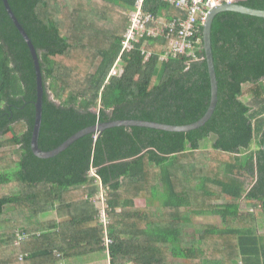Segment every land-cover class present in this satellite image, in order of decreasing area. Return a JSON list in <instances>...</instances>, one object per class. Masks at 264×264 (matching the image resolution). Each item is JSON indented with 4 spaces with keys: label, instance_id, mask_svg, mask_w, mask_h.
I'll return each instance as SVG.
<instances>
[{
    "label": "trees",
    "instance_id": "1",
    "mask_svg": "<svg viewBox=\"0 0 264 264\" xmlns=\"http://www.w3.org/2000/svg\"><path fill=\"white\" fill-rule=\"evenodd\" d=\"M136 1L8 0L40 56L43 150L99 123L183 126L207 113L212 92L202 28L196 34L200 60L181 55L162 61L168 39L147 33L124 50L123 32L132 20L124 10L132 11ZM239 3L264 10V0ZM143 9L168 21L187 15L165 0H145ZM212 46L219 103L205 126L187 133L115 127L40 158L31 147L34 60L0 0V149L12 151L0 150V264H59L71 257L69 249L82 234L87 253L103 251L107 257L105 227L96 210L69 212L70 199L98 191L91 169L109 195V264H175V253L191 264H264L256 215L258 209L264 215V19L218 14ZM114 67L118 74L110 73ZM211 136L216 137L213 153H199L200 143ZM87 185L92 186L84 189ZM149 191L161 205L136 208L135 200ZM223 195L228 201L219 203ZM243 199L255 210H243ZM53 209L58 218L71 220L40 224V215ZM193 215H219L224 224H203L195 236L184 237ZM124 230L136 232L126 239ZM74 231L73 243L59 244L64 233ZM17 233L30 237L15 244Z\"/></svg>",
    "mask_w": 264,
    "mask_h": 264
},
{
    "label": "water",
    "instance_id": "2",
    "mask_svg": "<svg viewBox=\"0 0 264 264\" xmlns=\"http://www.w3.org/2000/svg\"><path fill=\"white\" fill-rule=\"evenodd\" d=\"M4 7L6 9V13L16 29L18 30L19 34H21L22 38L24 39L25 43L27 44V47H29L34 64H35V70H36V81H37V100L35 102V123L33 128V134L31 138V147L35 155H37L40 158H51L59 153H61L63 150H65L69 145L76 142L80 138L90 135V134H98L101 135L106 130L115 128V127H145V128H151L166 132H177V133H187L190 131H194L199 129L202 126H205L213 117L218 103H219V84H218V77L215 67V60H214V53H213V46H212V27L215 20V17L223 12H236L241 13L253 17H259L264 19V10H258L253 9L250 7H247L243 4H240L239 2L234 3H227L221 6L216 7L215 9H212L205 24L202 26V47L205 49L207 63L209 67V74L211 79V103L209 106V109L205 116H203L201 119H199L197 122L189 124V125H183V126H174V125H168V124H162L157 122H149V121H142V120H118V121H110L106 123H99L95 126L87 127L83 130H80L79 132L75 133L71 137H69L66 141H63L61 144H59L54 149L45 151L40 147L39 144V138L41 133V127H42V121H43V104H44V84H43V73L41 69V61L39 53L29 36L27 32L23 29L21 24L18 22L17 18L15 17L14 13L12 12L8 0H2ZM262 151L264 153V143L262 146Z\"/></svg>",
    "mask_w": 264,
    "mask_h": 264
},
{
    "label": "built area",
    "instance_id": "3",
    "mask_svg": "<svg viewBox=\"0 0 264 264\" xmlns=\"http://www.w3.org/2000/svg\"><path fill=\"white\" fill-rule=\"evenodd\" d=\"M177 8L186 11V17L176 18L173 21H168L165 26H158L160 18L154 17L152 14H146L143 9L145 0H137L134 9L131 11V26L129 31L126 32V38L124 41V50L132 49L134 47V41H138L139 37H142L145 33L149 36L159 37L164 36L168 39V43L164 50L167 51L162 54V61L168 60L170 57H178L181 55L187 56L190 60H200L203 57L198 56V48L201 47V39L196 35L205 24L212 9L218 6L234 3L233 0H165ZM243 1V0H241ZM144 47V46H143ZM147 57L151 55V52L143 49ZM110 73L118 74L119 69L114 67ZM95 170L96 169H91ZM90 171V173H91ZM97 182L101 183L99 176L95 175ZM102 185V183H101ZM100 186V185H99ZM103 186V185H102ZM107 192V190L105 189ZM108 206L103 208L101 223L105 227L104 245L107 252V261L109 264V245L112 243V239L109 236L108 224L110 222L108 216ZM108 216V217H107ZM100 222V221H99ZM17 239L15 244H18L30 236L26 233H17ZM57 257H61V253L55 251Z\"/></svg>",
    "mask_w": 264,
    "mask_h": 264
},
{
    "label": "rangeland",
    "instance_id": "4",
    "mask_svg": "<svg viewBox=\"0 0 264 264\" xmlns=\"http://www.w3.org/2000/svg\"><path fill=\"white\" fill-rule=\"evenodd\" d=\"M235 2H239L241 0H233ZM119 7V6H118ZM126 12V15H130L129 17L131 18V11H128V10H124ZM131 21H129V24L131 25ZM168 22V19H162L160 18V21L158 22V26H165V23ZM130 25H128V27H130ZM128 32V30L124 31L123 32V36L125 35V33ZM157 45V44H156ZM159 46V45H157ZM146 47H148V45H146ZM149 48L150 45H149ZM152 49V48H151ZM162 54L164 52L167 51V48L166 50H162ZM250 87V85H249ZM245 89H247V86L245 87ZM50 97L51 99H54V96L52 94V92H50ZM247 100V99H246ZM248 104H250L251 107L255 108V105L253 104V101L250 100V102H247ZM11 137V134H6L4 135L1 139H4V138H9ZM216 140V137L215 136H211L210 138L206 139V140H203L201 143H200V150L198 151L199 153H203V152H207V153H213V144ZM257 148V145L254 143L252 146H251V150H254ZM1 151H7L9 153H11V147H5V148H1L0 149ZM202 156V155H201ZM96 171L95 170H92L91 173H90V177L93 178V177H96ZM154 178V177H153ZM248 185H251L252 184V179H248V182H247ZM92 185H94V187H98V191L90 196V192H87L85 193L84 195V198L83 197H80L78 199H70V201H68V203L72 202L73 204L72 205V208L69 209V212L72 213V212H82L84 211V208L89 206V209L93 208L94 211L96 210V218L97 220L100 221L101 223V217H102V211H103V208L108 206V199H109V195H108V191L106 192L105 191V188L101 185L100 182H97L95 181L94 183H92ZM92 185H87L84 187V189L86 188H89L91 187ZM100 185V186H99ZM83 189V188H82ZM228 199L227 198H221L219 200V203H224V202H227ZM218 202V200H217ZM249 201L247 200H242L241 201V207L243 210H253L254 207L252 206V203H247ZM88 203V205H87ZM161 202L159 201H153L151 200V194H150V191L143 194L141 197L137 198L135 200V205H136V208H143V207H157L160 204ZM57 207H59V204L57 205ZM78 207V209L76 210L75 208ZM7 209H12V207H9ZM73 209V210H72ZM108 209H109V206H108ZM255 210V209H254ZM120 211V210H119ZM108 216H109V219H110V215H109V212L107 213ZM256 215H257V226H258V232L259 234L261 235H264V222H263V219H264V215L258 210H256ZM107 216V217H108ZM56 218H57V221L58 220H61L60 221H56ZM71 220V216L70 215H67L65 217H62V218H58L57 217V211L56 209H53L51 211H48V212H44L40 215V224H51V223H54L55 221L57 223H63L64 221H70ZM203 224H211V225H218V226H223L224 224V221L222 222V218L218 215H193L192 217V224L189 226V227H186V230L184 232V237H191V236H195V230H198L199 228H201V226ZM194 229V230H193ZM132 236V234L130 235H122V237L126 238V239H129L130 237ZM175 264H191L187 259H184V257L180 256L179 253H175Z\"/></svg>",
    "mask_w": 264,
    "mask_h": 264
},
{
    "label": "crops",
    "instance_id": "5",
    "mask_svg": "<svg viewBox=\"0 0 264 264\" xmlns=\"http://www.w3.org/2000/svg\"><path fill=\"white\" fill-rule=\"evenodd\" d=\"M221 198L223 199V198H227V197L225 195H223ZM247 203H249V202H247ZM146 207H148V206H146ZM218 217H219V215H218ZM220 217L222 218V216H220ZM56 221H57V218H56ZM58 221L61 222V220H58ZM223 221L224 220L222 219V222ZM79 232L80 231H78V233ZM122 232H123L122 235H124V234L130 235V234H133L134 232H136V230H124ZM74 233H75V231L71 234H68V232H66V235L64 233L63 237L61 238L62 240H61V242H59V244L64 245L65 247H68L70 245V242H71L69 239L71 236H73ZM87 241L88 240L86 238H84V234H82L81 239L79 241H77L76 247H71V249H69V250H71L70 251L71 257L68 259H65V260L64 259L61 260L59 262V264H108L105 252H103V251L95 252V253H92V255H90V253H87V251L85 249L86 248L85 242H87ZM71 243H73V242H71ZM81 245L84 246V248H82ZM75 253H78V255L74 256Z\"/></svg>",
    "mask_w": 264,
    "mask_h": 264
}]
</instances>
